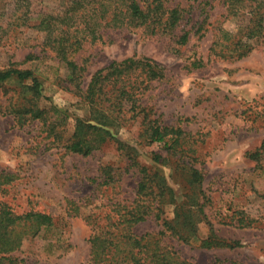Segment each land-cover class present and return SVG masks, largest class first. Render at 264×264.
<instances>
[{"label":"rangeland","instance_id":"374dc122","mask_svg":"<svg viewBox=\"0 0 264 264\" xmlns=\"http://www.w3.org/2000/svg\"><path fill=\"white\" fill-rule=\"evenodd\" d=\"M68 1L0 0V71L14 63L34 72L41 89L36 106L47 120L16 124L4 109L30 105L29 83L0 84V175L12 176L0 184V205L19 215L46 213L53 222L4 256L14 263L0 264H93L92 237L115 226L116 213L133 203L140 179L118 143L140 166L150 168L152 155L162 156L159 172L171 195L165 218L173 219L174 210L194 215L178 220L196 226L186 233L187 243L164 232L152 216L131 228L146 236L143 244L160 254V264H264V157L256 163L247 156L264 141V38L249 41L241 59H221L210 54L215 28L237 33L246 19L228 17L223 0H164L166 7L184 11L174 37L106 30L101 41L85 42L69 55L85 67L82 91L97 71L128 57H145L163 68L164 77L140 94L143 113L135 117L126 105L107 117L85 102L34 28L41 18L60 14ZM190 28L189 42L178 45L180 29ZM145 113L189 133L181 142L186 153L181 147L170 153L142 137ZM77 121L108 132L86 156L65 149ZM189 167L200 171V184H188ZM211 232L218 245L202 248ZM225 241L239 245L230 248Z\"/></svg>","mask_w":264,"mask_h":264},{"label":"trees","instance_id":"16d2710c","mask_svg":"<svg viewBox=\"0 0 264 264\" xmlns=\"http://www.w3.org/2000/svg\"><path fill=\"white\" fill-rule=\"evenodd\" d=\"M226 5L227 16L245 18L244 25L237 33L229 32L223 28H215V36L210 48V54L224 60H238L245 57L251 45L249 41L264 38V0H223ZM184 11L178 8H168L164 0H149L140 5L137 0H69L63 11L56 15L41 18L34 28L43 36V46L52 52L55 58L64 63L68 70V78L74 83L75 89L80 90L84 66L74 64L69 55L82 47L85 42L91 44L101 41L106 30L116 29H142L149 35L175 36L176 30L182 23ZM192 29H180L176 35V43L186 45L190 40ZM10 67L0 71V84L15 80L19 83L28 82L27 93L30 95L29 104L12 108L5 107L4 111L14 117L16 124L23 126L28 121H41L45 123L44 110L36 106L41 99V89L34 72ZM164 77L163 68L154 61L135 56L111 63L107 68L97 71L91 78L88 86L82 91L85 102L97 109L98 114H119L126 105L137 117L143 113L140 105V94L149 87V83ZM101 126V125H100ZM54 131L53 127L50 132ZM108 132L96 125L82 124L77 121L76 130L66 144L69 152L89 155L98 144L104 143ZM53 141L59 136L56 132L52 135ZM149 143H162L167 151L173 153L179 150L186 153L181 143L190 137L189 133L180 128L163 125L158 118H151L144 114L142 119V134ZM118 149L126 155L133 166H137L140 179L137 184L135 199L130 206L121 208L114 219L115 226L102 234L94 235L91 242L93 264H160V254L149 250L143 244L146 236H137L131 228L149 217L160 221L164 232L176 237L185 243V236L192 232L196 226L181 225L178 220L185 215L192 214L189 210L181 214L174 210V218L169 220L164 217L166 205L171 200L159 167L164 160L162 156L153 154V166L148 168L140 166L127 152V148L118 143ZM179 152V151H178ZM248 158L259 163L264 157V141L254 152L247 154ZM179 163V162H178ZM179 168L184 163L178 164ZM106 168L105 172H108ZM188 184L201 183L200 171L189 167ZM104 172V173H105ZM108 175L107 173H105ZM11 175H0V184H3ZM107 177V176H105ZM71 204V202H68ZM179 210V209H178ZM194 215L192 214L191 217ZM53 225L49 214L29 211L23 214L14 213L6 205H0V263L1 260L19 249L24 238L36 235L42 227ZM243 225V224H242ZM245 227V226H242ZM214 235L201 242L202 248L216 247L213 244ZM222 243V242H221ZM227 247L235 248L237 242L225 241ZM221 246V245H219Z\"/></svg>","mask_w":264,"mask_h":264}]
</instances>
